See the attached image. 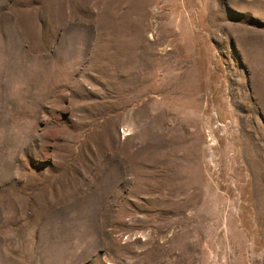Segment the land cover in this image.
<instances>
[{
	"label": "rangeland",
	"instance_id": "1",
	"mask_svg": "<svg viewBox=\"0 0 264 264\" xmlns=\"http://www.w3.org/2000/svg\"><path fill=\"white\" fill-rule=\"evenodd\" d=\"M0 264H264V0H0Z\"/></svg>",
	"mask_w": 264,
	"mask_h": 264
}]
</instances>
